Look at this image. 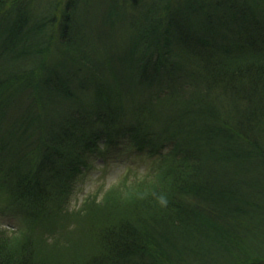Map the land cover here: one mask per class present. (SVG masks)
Masks as SVG:
<instances>
[{
  "label": "trees",
  "instance_id": "trees-1",
  "mask_svg": "<svg viewBox=\"0 0 264 264\" xmlns=\"http://www.w3.org/2000/svg\"><path fill=\"white\" fill-rule=\"evenodd\" d=\"M43 1L49 14L35 21L32 0H0V189L15 192L9 206L30 200L51 220L77 183L80 149L133 132L167 150L153 173L160 180L131 198L129 217L110 225L95 257L72 264H264V0H65L56 16L53 0ZM89 21L98 33L82 45L95 51L85 73L49 69L36 83L51 36L70 53L81 46L75 28ZM117 23L125 43L106 40ZM4 82L17 87L9 101ZM24 96L33 104L19 113L12 107ZM21 242L0 240V264H51Z\"/></svg>",
  "mask_w": 264,
  "mask_h": 264
},
{
  "label": "rangeland",
  "instance_id": "rangeland-1",
  "mask_svg": "<svg viewBox=\"0 0 264 264\" xmlns=\"http://www.w3.org/2000/svg\"><path fill=\"white\" fill-rule=\"evenodd\" d=\"M62 1L65 0H53V5H55L53 15H61V6L64 3ZM43 4V0H32V11L27 9L31 14V19L36 21V17L40 15L39 12L43 15L44 8L42 12L40 11ZM44 14H49V11L46 10ZM73 19H75L74 25L79 26L81 19L72 17ZM54 24L58 26L60 22ZM92 24L93 22L89 21L84 29L75 28L77 36L75 44L81 46L73 47L70 53L58 42L57 35L51 36V41L43 46L44 52H41L43 55L42 70L34 72L36 83L43 73L50 71L49 69H61L65 74L70 73L71 77L85 73L80 69L83 64L91 62L90 56L92 57L95 51L91 49V46L83 47L82 45L88 40L91 42L96 39L98 33ZM119 28L118 23L115 24L113 33H109L110 37L106 40L111 39L112 35L118 39V42L125 43L127 34H124L123 28L115 33ZM98 44L96 43L95 46ZM94 50L98 52L97 60L100 61L101 45L99 49ZM74 80L70 82L72 89ZM2 86L5 92L4 97L7 98L4 100L9 101L17 95L15 85L9 86L4 82ZM33 100L32 96H24L18 99L12 108L19 111L22 105L21 111L27 112ZM0 101L3 99L0 98ZM36 112L34 107L33 114ZM9 113L13 114V111L10 110ZM38 115L45 119L43 110H40ZM43 118H40L41 122L47 121ZM144 142L146 145L140 141V138H136L133 132L118 130L98 140L91 149H80L82 152L80 160H83V164L77 168V183H73L68 201L63 202L62 209L53 214L51 220H48L49 217L41 218V209L35 207L30 200L22 202L13 209L9 205L16 195L15 192L5 188L0 189V240L9 245L13 244L15 248L23 244L21 241L35 247L38 240L48 237V241H51L49 244L35 248L47 257L46 261L51 264L83 263L95 257L100 251V237L110 225L112 227L119 224L122 217L126 215L129 217V209L125 208L129 207L131 198H134L135 194L153 189L154 183L160 180L159 175L156 176L153 173L165 162L167 150L163 147L159 148L155 142L149 143L148 140ZM161 156H165L164 159H161ZM3 175L0 173V186L4 182ZM84 200L88 203L82 204Z\"/></svg>",
  "mask_w": 264,
  "mask_h": 264
}]
</instances>
